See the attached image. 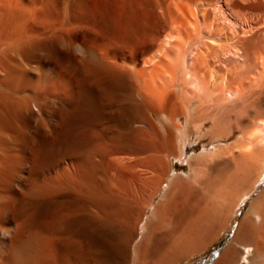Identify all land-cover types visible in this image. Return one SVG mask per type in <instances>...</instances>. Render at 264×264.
I'll return each mask as SVG.
<instances>
[{
    "label": "bare ground",
    "instance_id": "1",
    "mask_svg": "<svg viewBox=\"0 0 264 264\" xmlns=\"http://www.w3.org/2000/svg\"><path fill=\"white\" fill-rule=\"evenodd\" d=\"M263 183L264 0H0V264H264Z\"/></svg>",
    "mask_w": 264,
    "mask_h": 264
},
{
    "label": "rangeland",
    "instance_id": "2",
    "mask_svg": "<svg viewBox=\"0 0 264 264\" xmlns=\"http://www.w3.org/2000/svg\"><path fill=\"white\" fill-rule=\"evenodd\" d=\"M236 139L237 137L235 138V140ZM197 144H199L197 150L195 152H189L188 158L194 154L196 155L200 154L203 150V146L206 143L204 144V143H200L199 141L196 142L195 140H193V143L191 145H197ZM179 164L182 165L183 167L178 169L177 171L178 173H182L183 171L189 172L188 166L186 165L185 162L183 164L182 163ZM262 187H264V183L262 184L261 188ZM261 188L259 187V189H257L255 195H258L260 193ZM159 199L160 198H158L157 201ZM251 202H252L251 199L244 201L243 204L241 205V210H239L236 220L233 222L230 228L226 230L220 238L217 239V241L209 248V250L206 253L199 255L189 264H211V262L220 255V253L224 250V248L228 245V243L233 239L241 218L250 209Z\"/></svg>",
    "mask_w": 264,
    "mask_h": 264
}]
</instances>
